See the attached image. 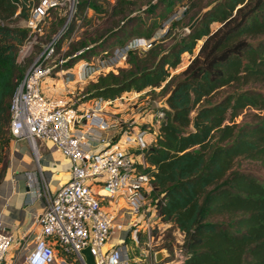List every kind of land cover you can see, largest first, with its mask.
I'll list each match as a JSON object with an SVG mask.
<instances>
[{
    "label": "trees",
    "instance_id": "1",
    "mask_svg": "<svg viewBox=\"0 0 264 264\" xmlns=\"http://www.w3.org/2000/svg\"><path fill=\"white\" fill-rule=\"evenodd\" d=\"M33 1L38 0H0V159L5 166L12 141L10 103L27 68L19 51L29 31L21 23ZM91 1L79 0L78 15L88 6L98 9ZM194 1L157 0L133 16V0H115L110 15L123 27L98 44L106 22L85 31L68 55L89 48L66 65L114 48L119 39L126 40L123 44L150 39L176 7H193ZM208 6L197 26L170 46L161 42L165 35L148 50L129 51L125 67L98 75L81 96L114 99L160 87L161 97L167 96L161 108L165 117L155 141L138 151L144 166H137L152 177L159 219L185 233L180 264H264V177L236 169L240 159L264 169V0H213ZM184 54H190L187 66L171 74ZM194 119L200 124L196 129Z\"/></svg>",
    "mask_w": 264,
    "mask_h": 264
},
{
    "label": "built area",
    "instance_id": "2",
    "mask_svg": "<svg viewBox=\"0 0 264 264\" xmlns=\"http://www.w3.org/2000/svg\"><path fill=\"white\" fill-rule=\"evenodd\" d=\"M78 3L79 0L33 1L28 7V18L22 22L29 34L19 51L20 60L28 58L37 44L41 50L32 58L12 96L9 108L12 142L15 145L25 140L34 152L38 151L39 141L51 142L67 159L70 176L56 192L46 196L44 208L35 219L39 230L33 244L29 245L25 234L17 240V245L20 244L17 259H21L22 264H54L61 254L65 256L60 259L61 264H69L68 259L73 258L85 264L81 250L90 245L97 264H130L132 258L126 245L109 252L104 249L113 232L121 230L123 225L117 222L115 214L101 206V192L111 199L123 197L134 216L151 213L159 220L153 222L154 226L149 225L145 234L149 264H180L184 259L185 233L159 219L154 204L149 201L152 177L143 173L134 159V153L155 141L154 130L165 117L160 101L155 107L143 103L141 111L145 121H123L111 117L110 107L136 104L149 90L132 91L130 95L123 93L114 99L84 100L81 95L55 99L42 91V84L49 77L66 84L85 85L100 74L116 72L126 66L129 51L148 50L155 40L135 37L109 53L105 49L67 66L70 58L82 55L89 48L67 56L60 54L57 58L59 40L69 45L76 39L84 14L90 10L88 6L78 15ZM55 11L62 12L58 15L63 19L61 27L47 41L40 42L45 25ZM153 90H160V87ZM107 131L111 133L106 135ZM154 227L158 230L156 237L152 234ZM140 229L132 222L128 230L127 237L135 247L140 244ZM167 229L172 231L173 248L170 251L164 247L153 249L160 244ZM13 247V237L4 232L0 222V264H7L6 257ZM160 250L164 251L165 258L157 263L155 254Z\"/></svg>",
    "mask_w": 264,
    "mask_h": 264
},
{
    "label": "crops",
    "instance_id": "3",
    "mask_svg": "<svg viewBox=\"0 0 264 264\" xmlns=\"http://www.w3.org/2000/svg\"><path fill=\"white\" fill-rule=\"evenodd\" d=\"M83 87L84 84H66L60 79L49 77L43 82L42 91L46 96L51 98L67 99L72 95L75 97L81 95ZM145 90L147 91L148 89ZM145 90L141 92H146ZM131 93L132 92H127L128 95ZM149 96L148 93L136 104L131 103L129 105L123 104L110 107L108 111L111 113L112 118L114 117L123 121H130L131 119H134L136 122L145 121L142 118L143 112L141 108L143 107V103H147ZM158 129L154 130L155 135H157ZM110 133L111 131L105 132L106 135ZM22 142L25 143L26 141L20 140L14 145H17L15 149V174L11 175L0 189V222L2 223L4 232L11 235L14 239V247L6 257L7 264H12L13 262L14 264H21L17 259L20 245H17V240L19 239L20 241L21 236L25 234L26 241L29 245L33 244L34 237L39 230L35 219L44 208L46 196L56 192L70 176L67 159L51 142L39 141L37 144V146L40 144L39 147H41V149H38L37 155V172L35 171L31 153H29L27 147L24 146ZM134 159L144 166L142 153H134ZM94 188L98 190L99 187L95 186ZM99 196L103 209L115 214L117 222L123 225L121 230H115V232H113L109 241L105 244V251L107 249L109 252L117 246L126 245L132 258L130 264H143L144 262L149 264L146 249L141 248L138 250L139 253L133 254L131 243H128V230L130 224L134 222L141 227L140 230L142 233L140 234L145 235L149 225L154 226L153 222H158L159 220L151 213L146 216L132 215L123 197L119 196L115 199H111L101 192ZM157 225L160 226L159 223H157ZM146 242L147 241L144 242V246H146ZM60 257L61 254H58L54 264H61L60 259L65 256ZM73 259H68L70 262H67L69 264H84L81 261Z\"/></svg>",
    "mask_w": 264,
    "mask_h": 264
},
{
    "label": "rangeland",
    "instance_id": "4",
    "mask_svg": "<svg viewBox=\"0 0 264 264\" xmlns=\"http://www.w3.org/2000/svg\"><path fill=\"white\" fill-rule=\"evenodd\" d=\"M156 1L157 0H133L134 4L131 6L132 7L131 9H133L131 15H133V16L140 15V13L143 9H146L147 7H149L150 4H153ZM212 1L213 0H195L194 1L195 4L193 7H190L189 3L186 5L176 7L175 13H173L174 15L173 16L171 15V17L169 19L164 21L163 24L160 26V28L157 29V31L154 33V35L150 39L156 40V39H160L166 35L164 40L161 42L164 43L165 47L170 46L172 43H174V41H176L177 39L181 38L184 34L189 32L188 31L189 25H191V23L196 19V17L200 13L204 12L206 9H208L210 7V6H208V4H210ZM91 2L94 3L95 5H97L98 11L91 8L87 13L84 14L83 22L81 23L80 29L76 34L78 38L76 37V39H73L69 45H63L61 43V41L63 39L59 40L60 46L58 47L57 58L59 57L60 54L67 56L69 51L72 49V46L76 47L77 44L79 43V41L82 40L79 38L83 35V33L85 31H86V33H90L92 31H94L96 26H98V25L100 26L104 22H106V25H103L101 32H103L104 29L106 28V35H104L102 37V39H99L96 42H94L95 44H98L103 39L105 40V38L108 35H110L113 31L123 27V22H119V20L116 16L113 17L112 15H110V12H111L110 9H111L112 5L114 4L115 0H92ZM204 5H206V7L200 9V7H202ZM59 13H62V12L55 11V12L51 13V18L49 19V21H47V24L45 25L44 35H42L39 38L40 42L48 39V37L51 36V34H52L51 32L54 31L53 26L57 23V20L59 21V19H60L58 16ZM172 20H180V21L177 24H175L174 27L172 28L170 26ZM61 24L57 25V28L55 30L56 32L61 27ZM197 24L195 26H197ZM170 27H171V29H170ZM216 27H217V24L213 23L212 29H215ZM124 39H127V38H124ZM123 41L125 42L126 40L119 39L115 45L121 46L124 43ZM91 43L94 44L93 41L88 42L89 45H91ZM199 44L197 46H199ZM61 48H64V49H61ZM76 49H78V48H76ZM112 49L113 48H107L108 53L110 51H112ZM40 50L41 49L38 47V44L32 48L28 58L24 59V61L27 63V66L29 65V63L32 62V58L38 52H40ZM98 53L99 52H97L96 54H98ZM188 55H190V54H184L182 56L181 65L179 67H177L176 69H172L170 71L171 74L178 73V72L182 71L187 66V64H188L187 62L190 60L188 58ZM149 95L151 96V98L149 96L147 103L149 102L148 104L152 107H155L157 101H161L164 98V97H161L162 95L159 93V90H155V91L151 90L149 92ZM240 120H241V116L238 117L237 122H239ZM22 143L24 144V146L27 147L29 153H31V157L33 159L35 171L37 172V170H38V158H37L38 151L34 152L32 150V148L29 146V144L27 143V141L25 142L26 144L24 142H22ZM16 146H14L13 142L11 141L10 147H9V153L6 156V158H7L6 159V163H7L6 166L3 165V163L1 164L2 159H0V189L3 186L4 182L6 180H8L11 175L15 174L14 173V167H15V163H16V152H15ZM39 146H40V144L37 146L38 149H41V147H39ZM236 169L249 170V171H251V172H253L259 176L264 177V169L261 168L260 165L254 161H250V160H246V159H240L236 164ZM149 201L151 202V204L154 201V195L152 194V192L149 195ZM152 234L154 235V237L157 236L158 230L156 227L152 231ZM139 235H140V244L138 245V247H135L134 244L131 242L130 238L128 237V239H129L128 243L129 244L131 243V247H132L131 249L133 250V254L139 253L138 250H140L141 248L147 249V247L143 245L144 242L146 241V236L144 234L143 235L139 234ZM161 239H162V241L160 242V244L158 246H153V249H156L158 247H164L170 251L173 248V245H172L173 244V235H172L171 229H167L166 231H164L163 235L161 236ZM19 262L22 264L21 259H19ZM12 264H14V262ZM75 264H77V263H75ZM143 264H147V263H143Z\"/></svg>",
    "mask_w": 264,
    "mask_h": 264
},
{
    "label": "water",
    "instance_id": "5",
    "mask_svg": "<svg viewBox=\"0 0 264 264\" xmlns=\"http://www.w3.org/2000/svg\"><path fill=\"white\" fill-rule=\"evenodd\" d=\"M202 13H200L196 19L191 23V25H189L188 27V31H191L195 25L199 22V20L201 19L202 17ZM166 99H167V96L164 97L160 103H159V106L160 107H166L167 106V103H166ZM198 126H200V124L196 121V119H194V123H193V126L192 128L193 129H196ZM81 254L82 256L84 257V261H85V264H97V261H96V257H95V253H94V250L92 249V247L89 245V246H86L85 248H83L81 250ZM165 258V253L163 250H160L158 252H156L155 254V260L157 263L161 262L162 260H164Z\"/></svg>",
    "mask_w": 264,
    "mask_h": 264
}]
</instances>
